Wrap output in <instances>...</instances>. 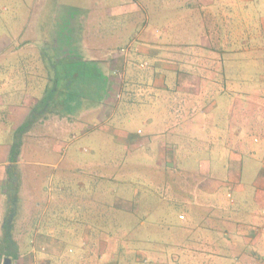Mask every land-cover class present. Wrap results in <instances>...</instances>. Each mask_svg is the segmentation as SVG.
<instances>
[{
	"label": "crops",
	"instance_id": "1",
	"mask_svg": "<svg viewBox=\"0 0 264 264\" xmlns=\"http://www.w3.org/2000/svg\"><path fill=\"white\" fill-rule=\"evenodd\" d=\"M82 7L89 14L76 55L98 62L108 90L79 114L43 111L22 134L24 202L14 228L20 253L16 262L6 259L87 264L80 258L90 259L94 248L90 218L106 232L113 215L130 217L139 254L154 264H264V151L258 162L255 146L264 142L257 124L264 118L238 105L248 103L246 89H264V0H85ZM96 13L99 35L87 36ZM134 42V59L150 63L153 75L135 102H124L121 70L134 54L120 48ZM21 71L0 65V239L12 146L44 89L43 80L33 93L16 85L11 72ZM135 117L143 121L136 132L113 123ZM80 138L81 146L71 145ZM141 152L152 156L148 163ZM102 238L94 264L110 259Z\"/></svg>",
	"mask_w": 264,
	"mask_h": 264
},
{
	"label": "trees",
	"instance_id": "2",
	"mask_svg": "<svg viewBox=\"0 0 264 264\" xmlns=\"http://www.w3.org/2000/svg\"><path fill=\"white\" fill-rule=\"evenodd\" d=\"M11 1L23 2V6L26 4V9L30 0ZM52 1L57 5V13L51 16L49 25L45 28L46 31L43 32V35L46 36H39L44 28L42 23L39 22L33 28L34 38L37 35V40L32 42L27 40L25 43L31 45L32 48H36L39 52V55H34V58L29 57V60L33 64L41 66L42 72L39 71L38 66L36 67L41 74L44 89L42 98L33 107L24 125L18 130L20 136L37 121L38 116L43 111L51 114L55 113L60 117L66 116L68 110V114H79L84 109L95 107L108 90L107 78L102 70H99L98 62L88 61L89 63H85L79 54L76 55L81 48L89 11L80 6L61 4L59 3L60 0ZM22 21H26V19ZM73 45L75 46L74 52L72 50ZM70 46H72V49H70ZM51 47L53 53L48 52ZM120 50H133L134 54L128 62L127 67L129 69L126 67L125 73L121 70L124 77L120 99L124 102H135L136 96L134 94L139 86H145L146 80L150 75H153L152 67L150 63L144 62L145 59H134L138 56L135 42L132 49L127 45L120 48ZM20 56L22 55H19V62H16L15 65H22V71L21 73H13V77L17 75L16 77L20 76L22 79H26L27 86L31 87L33 93L35 90L33 89L34 85L39 84L38 77L34 75L31 64L23 57L21 61ZM2 64H4L3 61L0 65ZM123 69L125 70V67ZM20 148L21 139L19 138L12 146L10 161L13 164L8 168L6 211L0 239V264H3L6 258L16 262L20 253L18 243L14 239L15 221L18 219L19 211H21L24 202L21 195L22 173L17 166ZM144 259H146L147 264H154L153 261H148L147 258ZM143 263L145 264V260L140 264Z\"/></svg>",
	"mask_w": 264,
	"mask_h": 264
},
{
	"label": "rangeland",
	"instance_id": "3",
	"mask_svg": "<svg viewBox=\"0 0 264 264\" xmlns=\"http://www.w3.org/2000/svg\"><path fill=\"white\" fill-rule=\"evenodd\" d=\"M18 2L19 1L0 0V16H2L0 17V64L3 61V63L8 64V66L9 64L13 66L16 62H19L18 57L20 53L24 51L23 50L24 47L33 49L31 45L25 44V42L29 39L31 42L34 40L33 28L36 25L35 24L36 19H39L40 21L39 20L38 21L41 22L44 27L43 31L39 35V36H42L43 32L46 31L45 28H47L49 25V20L51 16L57 13V9H56L57 5L52 0H30L28 2L29 5L26 7V9H25L26 4H24L23 6V2H20V3ZM83 2H85V0H60L59 3L69 5V6L82 7ZM60 13L62 12L60 11ZM97 16H98V13H96L93 17L95 22L90 23L92 32H90L89 27L87 29V36H89L91 33L99 35L98 34L99 24L96 22ZM25 19L27 22L26 21L22 22V20H25ZM43 36H46V35H43ZM90 43L91 45L94 44L95 47H99L100 45L99 43H94L93 40ZM8 44L9 46H11L10 44H12V46L9 47L10 49H6V46H8ZM52 51H53V48L51 47V50L49 49L48 52L53 53ZM4 52L8 55L9 54L12 55L15 53L16 54L14 56H10L4 59L5 58L4 55H6ZM36 54L39 55V52H37ZM36 54L34 52H32V54H21L22 56H20V60L22 61L23 60L22 57H23L31 64V68L34 69V75L38 77L37 81L40 86L42 77L36 67L38 65L33 64V62L29 60V57L34 58V55L36 56ZM244 68H246V66ZM8 73L10 75V71H8ZM11 74L13 77L12 72ZM251 75H254V73H251ZM120 77L121 79H123L124 74H122V76ZM12 79L15 81V84L18 86L21 85V87H25V85H27L26 79H22L20 76L13 77ZM35 90H40V89L37 88ZM246 90L249 91V96L244 97V99H246L248 103L245 105L238 104L240 109L243 111V107H245V111L247 109L246 114L249 113V115H262L264 118V89H257V88L251 89L250 88ZM246 90L245 92H247ZM258 101H261V103H259ZM142 122L143 121L139 119L138 117H135L133 119L121 118V119H117L113 121V123H116L115 125L119 124V125L125 126L126 130L133 131V132H136L138 127H142L141 125ZM257 122H258L257 124L264 129V120H260ZM22 134L23 133H21V136ZM75 134L79 135V133H75ZM21 136L19 134L16 137V141L19 138H21ZM253 136L260 139L261 141L263 140L261 134L259 133H255ZM83 143H84L83 138L82 139L80 138V139L73 140V142H71V145L78 147V146H81ZM112 143L114 142H109L107 144H112ZM255 146L260 150L259 155H258V162H259L263 156L264 142L256 144ZM104 154L106 156L110 155L112 157L118 156V153H114V152H106ZM193 154L195 155V153ZM144 156H145L144 153L141 152L139 158L145 160L148 163V161L151 159L152 156L149 157L150 159L142 158ZM246 160L245 162H247ZM258 162H257V165H258ZM129 169H130L129 166L127 165L123 166L124 173L132 172L131 169L130 170ZM145 172H147V170H145ZM248 175L251 176V174L249 173ZM249 176H247V178H249ZM32 186L33 185H31V187ZM48 188H49V184L46 185V190H48ZM233 201L236 204V206H233V208L238 209L240 207L239 199L237 197L236 198L234 197ZM106 217H104L106 219V232H103L102 229L101 231L98 230L99 225H98V221L96 217L90 218V220L95 222V226H96V230L95 232H93L94 248H92V250L87 251L91 253V256L87 255L90 257V259L85 258L86 255H84L83 257L84 259L80 258V260H85L87 264H94L95 263L94 260H96V257H97L95 254L96 248H98L100 240L103 239L102 237H106L107 241H109L107 242L106 254H108L110 258L107 264H138L139 262L141 263L143 260H145V264H147L146 259L142 258V255L139 254L141 252H138L142 250L143 248H140V245L139 247H137V244L134 243V241L131 238V232L129 230L130 223H131L130 217L128 216L118 217V216H113V215L106 216ZM83 218L85 217L79 216V218H76L75 219L77 221L76 223L79 225L82 222L84 223L85 219ZM115 223H121L122 225H124V227L121 225V227L115 230L114 229ZM149 233L150 232L147 231V232H144L143 235H147ZM115 239H116V242H115ZM111 254H116L119 256L114 257ZM147 260L149 261L148 258ZM68 262H69L68 264H79L78 263L79 260L77 257H74L73 260H69ZM55 264H61V263H55Z\"/></svg>",
	"mask_w": 264,
	"mask_h": 264
},
{
	"label": "water",
	"instance_id": "4",
	"mask_svg": "<svg viewBox=\"0 0 264 264\" xmlns=\"http://www.w3.org/2000/svg\"><path fill=\"white\" fill-rule=\"evenodd\" d=\"M11 263H12V261L10 259H5L3 262V264H11Z\"/></svg>",
	"mask_w": 264,
	"mask_h": 264
},
{
	"label": "built area",
	"instance_id": "5",
	"mask_svg": "<svg viewBox=\"0 0 264 264\" xmlns=\"http://www.w3.org/2000/svg\"><path fill=\"white\" fill-rule=\"evenodd\" d=\"M122 52V54L124 55V56H126V54H128V52H129V50H122L121 51ZM141 131H139V133H140Z\"/></svg>",
	"mask_w": 264,
	"mask_h": 264
}]
</instances>
